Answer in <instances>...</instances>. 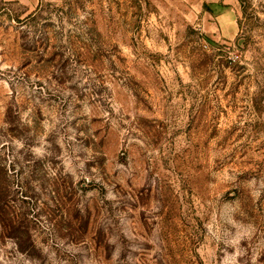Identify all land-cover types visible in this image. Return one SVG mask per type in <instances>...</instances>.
I'll return each instance as SVG.
<instances>
[{
	"label": "rangeland",
	"instance_id": "374dc122",
	"mask_svg": "<svg viewBox=\"0 0 264 264\" xmlns=\"http://www.w3.org/2000/svg\"><path fill=\"white\" fill-rule=\"evenodd\" d=\"M0 264H264V0H0Z\"/></svg>",
	"mask_w": 264,
	"mask_h": 264
},
{
	"label": "trees",
	"instance_id": "16d2710c",
	"mask_svg": "<svg viewBox=\"0 0 264 264\" xmlns=\"http://www.w3.org/2000/svg\"><path fill=\"white\" fill-rule=\"evenodd\" d=\"M8 208H6V206H1L0 207V222L5 224V222L9 221L10 218H7L6 214L8 215Z\"/></svg>",
	"mask_w": 264,
	"mask_h": 264
}]
</instances>
